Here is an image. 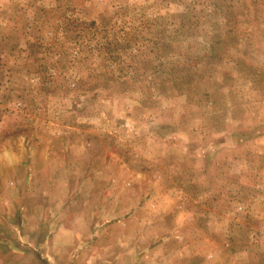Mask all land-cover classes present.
Here are the masks:
<instances>
[{
  "label": "rangeland",
  "instance_id": "374dc122",
  "mask_svg": "<svg viewBox=\"0 0 264 264\" xmlns=\"http://www.w3.org/2000/svg\"><path fill=\"white\" fill-rule=\"evenodd\" d=\"M0 264H264V0H0Z\"/></svg>",
  "mask_w": 264,
  "mask_h": 264
}]
</instances>
